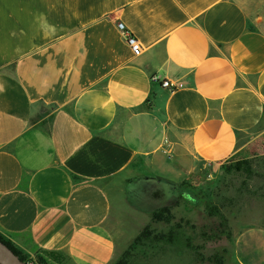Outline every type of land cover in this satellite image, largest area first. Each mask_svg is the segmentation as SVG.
Segmentation results:
<instances>
[{"label": "crops", "instance_id": "0c3cea01", "mask_svg": "<svg viewBox=\"0 0 264 264\" xmlns=\"http://www.w3.org/2000/svg\"><path fill=\"white\" fill-rule=\"evenodd\" d=\"M263 121L264 0H0V232L28 257L111 264L138 169L225 160Z\"/></svg>", "mask_w": 264, "mask_h": 264}, {"label": "rangeland", "instance_id": "374dc122", "mask_svg": "<svg viewBox=\"0 0 264 264\" xmlns=\"http://www.w3.org/2000/svg\"><path fill=\"white\" fill-rule=\"evenodd\" d=\"M168 168L164 174L148 166L137 170L131 180L137 213L129 204L114 203L125 213L130 238L151 223L155 210L169 206L174 215L152 223L149 238L132 247L125 261L249 264L244 257L264 244V121L240 137L236 151L225 160Z\"/></svg>", "mask_w": 264, "mask_h": 264}, {"label": "trees", "instance_id": "16d2710c", "mask_svg": "<svg viewBox=\"0 0 264 264\" xmlns=\"http://www.w3.org/2000/svg\"><path fill=\"white\" fill-rule=\"evenodd\" d=\"M174 217L172 213V209L169 206L161 207L157 210H155L152 214L151 223L147 224L142 231L134 238L133 242L130 243L128 248L124 251L122 254V258H120L117 262L114 264H128L127 260L125 261V257L128 256L129 250L134 247L135 245L143 244L150 236L151 230H152V223L160 222L162 220H169ZM0 239L3 240L5 243H7L20 257L22 260L26 261L27 255L22 253L18 248H16L8 238H6L1 232H0ZM38 264H51L47 262L43 257L38 256L34 259Z\"/></svg>", "mask_w": 264, "mask_h": 264}, {"label": "built area", "instance_id": "2783aa9c", "mask_svg": "<svg viewBox=\"0 0 264 264\" xmlns=\"http://www.w3.org/2000/svg\"><path fill=\"white\" fill-rule=\"evenodd\" d=\"M119 28L121 29V31L124 33L127 42L129 43V45L132 48V51L135 55H139L142 53L143 51V46L141 44V42L131 33V31L129 29H127L125 27V25L122 22L118 23ZM153 80H161V77L159 75H153ZM162 86L169 89L170 91H175L177 89H179L180 87L183 86V84L180 82H174L171 79H163L162 80ZM26 264H38L34 258H28L25 261Z\"/></svg>", "mask_w": 264, "mask_h": 264}, {"label": "water", "instance_id": "95a60500", "mask_svg": "<svg viewBox=\"0 0 264 264\" xmlns=\"http://www.w3.org/2000/svg\"><path fill=\"white\" fill-rule=\"evenodd\" d=\"M0 264H26L24 260L0 239Z\"/></svg>", "mask_w": 264, "mask_h": 264}]
</instances>
